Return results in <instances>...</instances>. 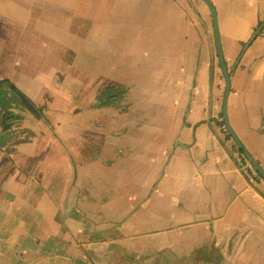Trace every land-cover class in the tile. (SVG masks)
<instances>
[{
    "label": "crops",
    "instance_id": "obj_1",
    "mask_svg": "<svg viewBox=\"0 0 264 264\" xmlns=\"http://www.w3.org/2000/svg\"><path fill=\"white\" fill-rule=\"evenodd\" d=\"M210 2L264 172V0ZM224 84L201 0H0V264H264Z\"/></svg>",
    "mask_w": 264,
    "mask_h": 264
},
{
    "label": "water",
    "instance_id": "obj_2",
    "mask_svg": "<svg viewBox=\"0 0 264 264\" xmlns=\"http://www.w3.org/2000/svg\"><path fill=\"white\" fill-rule=\"evenodd\" d=\"M201 2L206 6L208 9L210 16H211V23H212V29H213V40H214V45H215V50H216V55L218 59V64L221 70L222 77L224 79V93L222 97V104H221V112H222V122L225 131L230 135L232 140L234 141V144L238 149L242 151L244 154L245 158L250 162V164L253 166L255 171L259 174V176L264 180V172L261 170V168L258 166L256 161H254L250 155L243 149L241 143L237 139L236 135L232 131L228 119H227V111H226V104H227V97L230 91V75L232 74V71H228L222 50H221V45H220V37H219V31H218V23H217V14L214 6L210 2V0H201ZM264 29V21L258 25V27L255 29V31L252 33L251 37L248 39V41L244 44L241 54L236 60V63H238L240 56L242 53L246 50L248 45L254 40L255 37H257L260 32Z\"/></svg>",
    "mask_w": 264,
    "mask_h": 264
},
{
    "label": "built area",
    "instance_id": "obj_3",
    "mask_svg": "<svg viewBox=\"0 0 264 264\" xmlns=\"http://www.w3.org/2000/svg\"><path fill=\"white\" fill-rule=\"evenodd\" d=\"M263 31V30H262ZM261 31V32H262ZM260 32V34H261ZM235 162L240 171L244 174V176L251 180V181H261L263 180L259 174L255 171L253 166L250 164V162L245 158L244 154L241 153H236L235 156Z\"/></svg>",
    "mask_w": 264,
    "mask_h": 264
},
{
    "label": "trees",
    "instance_id": "obj_4",
    "mask_svg": "<svg viewBox=\"0 0 264 264\" xmlns=\"http://www.w3.org/2000/svg\"><path fill=\"white\" fill-rule=\"evenodd\" d=\"M260 23H261V22H260ZM260 23H259V24H260ZM221 125H222V122H221ZM224 132H225V136H226V138H227V139H230V138H231L230 135H229L226 131H224ZM234 148L236 149V151H237L238 153H241V152H242V151H241L240 149H238L237 147L234 146Z\"/></svg>",
    "mask_w": 264,
    "mask_h": 264
}]
</instances>
